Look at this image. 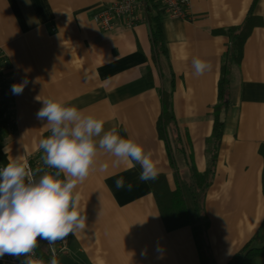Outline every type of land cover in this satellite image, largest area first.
I'll return each instance as SVG.
<instances>
[{
    "label": "crops",
    "instance_id": "0c3cea01",
    "mask_svg": "<svg viewBox=\"0 0 264 264\" xmlns=\"http://www.w3.org/2000/svg\"><path fill=\"white\" fill-rule=\"evenodd\" d=\"M112 1L0 0L12 125L4 138L6 160L35 154L50 132L36 113L42 100L57 97L103 119L104 131L115 127L142 144L171 190L189 180L191 165L203 172L220 60L229 45L213 31L240 24L251 9L255 25L231 67L216 165L201 197L207 250L213 263L225 264L264 219V0H189L187 19L161 10L165 53L155 59L147 21L127 27L120 18L102 30L93 20ZM194 58L210 70L196 76ZM25 78L23 93L13 95L11 86ZM161 91L170 96L176 128L166 127L169 149L156 130ZM140 173L139 164L98 149L88 177L74 190L85 229L64 239L65 253L79 264H201L191 227L164 228ZM120 177L125 187L117 189Z\"/></svg>",
    "mask_w": 264,
    "mask_h": 264
},
{
    "label": "clouds",
    "instance_id": "9594fccd",
    "mask_svg": "<svg viewBox=\"0 0 264 264\" xmlns=\"http://www.w3.org/2000/svg\"><path fill=\"white\" fill-rule=\"evenodd\" d=\"M192 67L194 74L201 76L211 66L194 58ZM28 83L26 78L14 83L12 94H22ZM42 104L36 118L47 121L51 134L40 140L39 148L44 153V164L56 171L45 172L37 179L22 155L8 156L7 164L0 168V257L23 256V264H36L27 257L38 246V237L51 247L76 230L85 229V217L80 214L74 190L88 177L98 149L118 162L139 164L141 181H154L159 175L152 153L134 139L121 137L115 127L104 131L103 119L85 115L57 97L46 98ZM62 173L63 180L59 178ZM115 186L124 188V178H118ZM50 264H57V260L53 258Z\"/></svg>",
    "mask_w": 264,
    "mask_h": 264
},
{
    "label": "trees",
    "instance_id": "16d2710c",
    "mask_svg": "<svg viewBox=\"0 0 264 264\" xmlns=\"http://www.w3.org/2000/svg\"><path fill=\"white\" fill-rule=\"evenodd\" d=\"M158 4L151 2L147 15V23L149 25L151 45L153 50V59L159 53H165L163 36L158 26V14L161 12ZM249 9L245 19L238 25H231L224 28H218L213 31L215 34H222L228 37L229 45L224 53L217 81V97L216 102L212 106V129L209 137L205 140V157L206 167L203 172H198L194 166H190V176L188 181H177L176 187L170 189L164 174H159L154 181H147L149 188L153 194L161 221L166 230H173L186 224L189 225L193 232V237L199 249L201 264L213 262L209 254L206 242L205 231L208 227L206 215L202 212L201 197L211 181L216 165L218 148L221 141V135L224 126V117L228 108V92L230 83L231 67L237 64L241 58L243 43L255 25V19ZM5 57H0V76L4 79L0 81L2 89L0 91V166L7 164L6 155L3 152V144L5 134L12 125L8 119V111L11 105L9 98V83H7L4 73L7 65ZM161 112L157 120L158 135L167 144L169 142L166 137V127L173 132L176 131L174 125V115L171 108V100L168 93L161 91ZM51 133L45 132L42 139L47 138ZM175 139L177 135L175 134ZM43 150H38L32 155L28 162L34 167V172L38 171L39 166L45 165L42 159ZM56 170L53 168V173ZM62 180V177H59ZM264 218V217H263ZM37 253L45 256L43 243L38 242L35 248ZM256 258L264 259V219L250 237V239L235 252L225 264H254ZM207 260V261H205Z\"/></svg>",
    "mask_w": 264,
    "mask_h": 264
},
{
    "label": "built area",
    "instance_id": "2783aa9c",
    "mask_svg": "<svg viewBox=\"0 0 264 264\" xmlns=\"http://www.w3.org/2000/svg\"><path fill=\"white\" fill-rule=\"evenodd\" d=\"M151 2L159 5L163 12L170 17L175 18H188L189 0H113L102 11L93 16V20L97 23L102 30H109L113 27L116 20L123 18L124 25L130 27L139 21H147L146 12ZM0 57L4 55L0 52ZM4 78L0 76V81ZM2 85L0 83V91ZM29 163V162H28ZM38 171L34 172V167L29 164V168L33 175L38 179L45 172L53 173V168L47 165L39 166L37 163ZM0 168H2L0 166ZM45 256H40L34 249L33 253L27 258L36 261V264H50L51 260L60 253L66 250L65 240L57 241L54 246H49L47 241L41 240ZM25 257H14L5 254L0 257V264H23ZM58 264V262H57Z\"/></svg>",
    "mask_w": 264,
    "mask_h": 264
},
{
    "label": "water",
    "instance_id": "95a60500",
    "mask_svg": "<svg viewBox=\"0 0 264 264\" xmlns=\"http://www.w3.org/2000/svg\"><path fill=\"white\" fill-rule=\"evenodd\" d=\"M38 242H41L40 238L38 237ZM58 264H79L76 262L72 257H70L67 253H60L57 256Z\"/></svg>",
    "mask_w": 264,
    "mask_h": 264
},
{
    "label": "rangeland",
    "instance_id": "374dc122",
    "mask_svg": "<svg viewBox=\"0 0 264 264\" xmlns=\"http://www.w3.org/2000/svg\"><path fill=\"white\" fill-rule=\"evenodd\" d=\"M205 261H207V260H205ZM262 261H264V259L262 260V258H256V260H254V264H259ZM207 264H215V263H213V262H209L208 263V261H207Z\"/></svg>",
    "mask_w": 264,
    "mask_h": 264
}]
</instances>
